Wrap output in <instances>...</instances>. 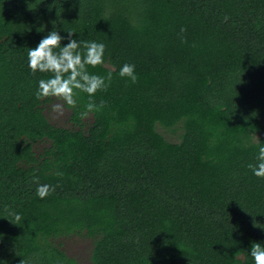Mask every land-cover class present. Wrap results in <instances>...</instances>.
<instances>
[{
	"label": "trees",
	"instance_id": "trees-1",
	"mask_svg": "<svg viewBox=\"0 0 264 264\" xmlns=\"http://www.w3.org/2000/svg\"><path fill=\"white\" fill-rule=\"evenodd\" d=\"M54 27L103 42L88 71L111 74L95 111L65 105L70 127L27 66ZM262 143L264 0H0V264H80L55 242L72 235L93 264H253Z\"/></svg>",
	"mask_w": 264,
	"mask_h": 264
},
{
	"label": "clouds",
	"instance_id": "clouds-1",
	"mask_svg": "<svg viewBox=\"0 0 264 264\" xmlns=\"http://www.w3.org/2000/svg\"><path fill=\"white\" fill-rule=\"evenodd\" d=\"M55 24V23H53ZM62 35L55 27L43 36L35 47H29L27 53V66L33 72L50 73L47 78L39 79L37 82V99L56 98L63 103L53 104V110H62L66 105L75 107L78 103L80 93H86L89 103L85 105L86 115L97 109L92 102V97L107 88V81H110L109 73L107 80L104 76L90 73L88 66L96 67L104 64L105 44L103 42L82 41L76 31L65 30ZM67 41L63 43L62 41ZM119 76L126 77L135 83L137 74L135 65L125 63L119 69ZM256 164H248L252 174L264 178V143L259 145L256 156ZM50 186L39 185L36 194L43 199L49 194ZM19 219V216H16ZM249 255L253 264H264V244L253 242Z\"/></svg>",
	"mask_w": 264,
	"mask_h": 264
},
{
	"label": "rangeland",
	"instance_id": "rangeland-1",
	"mask_svg": "<svg viewBox=\"0 0 264 264\" xmlns=\"http://www.w3.org/2000/svg\"><path fill=\"white\" fill-rule=\"evenodd\" d=\"M63 103L62 101L48 102L45 104V113L52 123L59 126L70 127V110L66 106L62 110H53V104ZM166 136L170 139H177L178 134L173 133L171 130L165 131ZM45 143H38L35 145L36 150H40L44 147ZM55 242L59 244L70 256L76 258L80 264H93L91 260V253L94 245L92 238L86 235H72L68 237H60L55 239Z\"/></svg>",
	"mask_w": 264,
	"mask_h": 264
}]
</instances>
